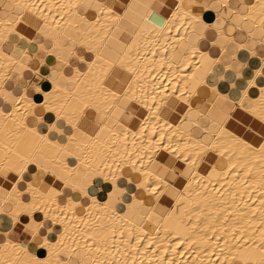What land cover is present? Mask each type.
Listing matches in <instances>:
<instances>
[{
    "label": "bare ground",
    "instance_id": "obj_1",
    "mask_svg": "<svg viewBox=\"0 0 264 264\" xmlns=\"http://www.w3.org/2000/svg\"><path fill=\"white\" fill-rule=\"evenodd\" d=\"M6 3L0 217H27L33 239L3 234L0 264H264V142L231 128L236 110L264 126V55L247 47L264 51V0ZM12 34L57 77L29 86L39 70Z\"/></svg>",
    "mask_w": 264,
    "mask_h": 264
},
{
    "label": "crops",
    "instance_id": "obj_2",
    "mask_svg": "<svg viewBox=\"0 0 264 264\" xmlns=\"http://www.w3.org/2000/svg\"><path fill=\"white\" fill-rule=\"evenodd\" d=\"M4 3H5V0H0V8H1V5H3ZM9 11L14 12V14L19 12V10L17 8L13 7L11 3H6L4 9H2L0 11V16L1 17H4ZM84 13H85V15L86 14H89V10H84ZM214 14H217V13L214 12ZM126 19L129 20L128 18H126ZM129 21H131V20H129ZM207 30L208 29L206 28V30L204 31V33H207ZM234 36H235L236 40L239 41V42L245 43L246 41H248L246 39L244 40V35H242L243 37L240 36V35H237V34H235ZM19 38L20 37L18 35L12 34L10 36L9 42L11 43V45L13 44V45L17 46L21 50L22 49L29 50L30 53H31V55H34L33 57H36V59L32 57V59L30 61V66L31 67H34V68H37V70H39L38 73H36V74L34 73L31 76V79L29 80V86H32L33 84L41 85L43 83V81H45L46 79H49V77L50 78H56L57 75H55V71L61 69L60 62L55 57L48 55L44 59L45 60V63H41L40 62V64H39L40 57H41L42 53L39 51V48L37 47V44L36 43H29L25 39H22V38L19 39ZM255 38L264 41V35H259L258 34V35H256ZM13 45L8 47V50L9 51H14V46ZM227 47H229V46H227ZM247 47L248 48H254L255 51H257V50L259 51L260 50V53L262 55H264V51L261 49V47L258 48V47H255L252 44H249V46H247ZM211 50L212 51L214 50V52H212ZM211 50H210L211 55H209V56L214 59L215 56H218L219 55V52L217 51L218 49L216 50L215 48L214 49H211ZM240 57L243 59L244 56L243 55H240ZM243 75H244L243 77L247 78V77H250L251 73H250V71H246ZM15 76L16 75H11V80H12V82H14V83L17 84V88L18 89H21L23 87L24 81L21 80L20 78H18L17 76L16 77ZM216 76L217 75H215V77L213 78L214 80H215V78L217 79ZM208 78H209V75L206 76V80ZM238 83L242 84L243 82L240 81ZM5 94L6 93H3V95H5ZM231 107H232V104L229 103L228 101H226V100H224V101L223 100H220L217 103V108L214 109L209 115H210V117L212 119H216V121H218V122L219 121H222L226 117V115L228 113H232V108L233 107L232 108ZM225 111H227V112H225ZM180 113H182V111ZM235 114L237 116L238 115L239 116L238 117L236 116L237 117L236 122L234 121V122L231 123V128L234 127V128H232V130L235 133H237L238 135L241 134L240 136H242L244 139H246L247 141H249L255 147L260 146L264 142V139H263V137H264V126H262L261 124H259L254 119L250 118L243 111L236 110L234 112V115ZM176 118H177V116H176ZM198 118H199V116H195L194 119H198ZM186 126L191 131L194 129V127H192V125L187 124ZM248 129L250 130L251 133L248 132ZM257 130L262 135V138H261V136L258 138L255 135V133H253V131H257ZM245 132H247L248 134H246ZM195 133L198 134L197 131H195ZM164 161L166 163L168 162V165H169V159L167 157L165 158ZM171 166H172V164H171ZM101 182L102 181H100V180L95 181L96 187H98V188L102 187V183ZM90 192H91L92 195H99V194H96L98 192V190L95 188V186H94V189L92 188L90 190ZM100 195L102 196V195H104V193H102ZM80 196L81 195H78V197L75 196V200L80 199ZM162 197H165V198L162 199ZM162 197L159 199V201H157L156 206H155L156 209H159L160 210V208H163L165 205L166 206L169 205L170 199L167 198L166 195H163ZM34 220L36 222H39V220H40L39 215L38 216L36 215V218ZM13 223L14 222H12L10 219H8L5 216L0 217V242L1 241H4L3 234H5L7 232V233H10V236L9 237H10L11 240L16 241V242H19V243H21L24 246L30 245V242L33 239L32 238L33 235L31 233V231H29V229L27 228L29 226V224H30L29 223V219L27 217H22L21 218V221H18V222L14 223V224Z\"/></svg>",
    "mask_w": 264,
    "mask_h": 264
},
{
    "label": "rangeland",
    "instance_id": "obj_3",
    "mask_svg": "<svg viewBox=\"0 0 264 264\" xmlns=\"http://www.w3.org/2000/svg\"><path fill=\"white\" fill-rule=\"evenodd\" d=\"M11 75V74H10Z\"/></svg>",
    "mask_w": 264,
    "mask_h": 264
}]
</instances>
